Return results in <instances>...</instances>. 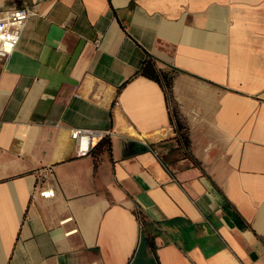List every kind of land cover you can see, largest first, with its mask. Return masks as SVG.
<instances>
[{"label": "crops", "instance_id": "0c3cea01", "mask_svg": "<svg viewBox=\"0 0 264 264\" xmlns=\"http://www.w3.org/2000/svg\"><path fill=\"white\" fill-rule=\"evenodd\" d=\"M17 8L0 264H264V0H0ZM147 56L176 70L188 145L163 87L132 77ZM73 128L110 152L77 154Z\"/></svg>", "mask_w": 264, "mask_h": 264}, {"label": "built area", "instance_id": "2783aa9c", "mask_svg": "<svg viewBox=\"0 0 264 264\" xmlns=\"http://www.w3.org/2000/svg\"><path fill=\"white\" fill-rule=\"evenodd\" d=\"M31 10L17 8L0 12V61L7 58L14 51ZM108 131L99 129L73 128L71 138L75 142L76 152L79 155L88 154L100 139L108 135ZM40 196L50 198L54 196L51 187L40 191Z\"/></svg>", "mask_w": 264, "mask_h": 264}, {"label": "trees", "instance_id": "16d2710c", "mask_svg": "<svg viewBox=\"0 0 264 264\" xmlns=\"http://www.w3.org/2000/svg\"><path fill=\"white\" fill-rule=\"evenodd\" d=\"M175 73L176 70L174 68H167V69L161 68L157 65L156 61L153 58L147 56L143 60L140 68L135 72V74L132 77L142 75L149 79L155 80L163 87L169 105L171 122L174 125L175 131L179 139L184 144L188 145L189 143L188 130L184 123V120L181 117L177 104L173 98L172 86H173V78L175 76ZM95 146L110 152L111 150L110 138L107 136L103 137L96 143ZM96 162L97 160L95 159V163ZM137 215L139 218L143 219L139 212H137Z\"/></svg>", "mask_w": 264, "mask_h": 264}]
</instances>
